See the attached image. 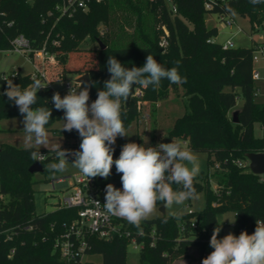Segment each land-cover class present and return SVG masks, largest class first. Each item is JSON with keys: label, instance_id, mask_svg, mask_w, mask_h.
<instances>
[{"label": "trees", "instance_id": "trees-1", "mask_svg": "<svg viewBox=\"0 0 264 264\" xmlns=\"http://www.w3.org/2000/svg\"><path fill=\"white\" fill-rule=\"evenodd\" d=\"M62 1L0 0V50L10 48L11 40L19 34L29 38L36 48L46 45L53 55L45 64L47 80L54 83L66 79L68 73H89L88 102L97 99L98 91L110 79L109 56H115L129 69L142 67L149 54L166 68L176 67L179 62V73L186 77V83L177 85L165 79L155 89L137 85L144 91L140 100L157 102L182 90L190 111L176 119L170 135L187 141L193 151L207 153L208 166L217 165L216 169L221 171L217 176L219 171L204 177L207 183L210 176L217 177L218 186L213 190L207 184L202 211L147 219L141 222L140 229L131 225L133 231L143 230L145 234L140 237L144 246L138 264H173L177 258L188 255L190 248L197 250L198 264H202L214 250L210 238L217 215L225 211L235 214L236 236L242 231L253 234L256 220H264V177L250 171L246 157L247 153L264 152V102L256 101L259 86L253 78L255 47L223 48L221 42L210 41L217 37L218 29L207 26L205 15L230 14L226 11V6H230L257 30L264 26V4L227 0L207 9L206 0H106L93 2L88 10H79L69 17L56 10ZM100 25L106 27L103 33ZM127 26L132 28L131 32ZM163 37L167 39L166 46L160 44ZM87 38L96 43L100 39L105 47L97 44V48L89 50L96 60L94 67L74 69L73 56L84 51L80 45ZM55 40L59 41L58 46L53 45ZM10 79L22 89L36 80L19 72ZM6 89L5 81L0 91V120L23 116L14 101L3 95ZM54 94L53 88L40 89L33 106L52 108L50 122L63 116L62 110L54 107ZM238 100L243 103L234 121L230 111ZM138 101L134 96L128 107L122 102L125 126L138 116ZM256 123L261 125V136L255 135ZM63 132L79 136L76 130ZM0 149V264H80L67 263L54 247L64 225L77 218L78 208L57 207L51 212L37 213L34 186L47 181L35 178V173L29 171L37 161H32L30 151L24 147L2 145ZM46 156L43 173L48 176L52 174L48 163L58 158L55 151ZM99 183L105 189L110 183L122 187L121 180L112 183L101 178ZM198 186L194 179L195 189ZM4 197L8 198L6 202ZM128 245L126 238L92 237L86 255L101 254L102 262L84 264H127Z\"/></svg>", "mask_w": 264, "mask_h": 264}, {"label": "clouds", "instance_id": "clouds-1", "mask_svg": "<svg viewBox=\"0 0 264 264\" xmlns=\"http://www.w3.org/2000/svg\"><path fill=\"white\" fill-rule=\"evenodd\" d=\"M249 2L252 5L264 4V0ZM226 11L233 16L237 14L230 6H226ZM178 63L176 67L166 68L149 54L142 67L129 69L115 56H109L107 69L110 79L104 82L103 90L98 91L97 99L90 105V85L87 84L72 87L63 98L58 92L51 98L55 109L64 111L61 131L76 130L82 140L78 151L70 152L61 144L54 145L59 162L48 165V169L55 175L66 171L67 165L71 164L88 179H107L115 165L116 172L122 174V190L107 184L104 208L107 213L125 219L137 229H140L142 221L157 211L158 204L167 209L198 198L194 179L200 172L199 160L177 140L154 147L126 143L119 158L113 159L115 149L112 146L117 137L129 136L122 119V102L125 103L132 94L133 84L155 89L165 79L177 85L186 83V77L179 73ZM0 79L7 82L3 95L14 101L24 117L25 149L30 151L32 161L43 163L47 156L39 150L41 147L49 150L50 140L45 126L50 123L52 110L47 106H33L37 102L38 91L49 83L36 79L22 89L9 77ZM68 155L75 157L72 163H69ZM228 221L234 224L236 219ZM223 222H217L218 226L210 238V247L214 250L202 260V264H264V220H256V228L251 235L242 231L239 236L229 233L218 238Z\"/></svg>", "mask_w": 264, "mask_h": 264}, {"label": "rangeland", "instance_id": "rangeland-1", "mask_svg": "<svg viewBox=\"0 0 264 264\" xmlns=\"http://www.w3.org/2000/svg\"><path fill=\"white\" fill-rule=\"evenodd\" d=\"M234 18V25L227 26L225 21L221 19V16L217 13H207L205 15V21L208 27H216L218 29V35L215 38L217 42H224L228 38H231L235 44V47H257L264 43V26H259L257 30L252 29V25L247 18H243L239 15H232ZM241 27V29L239 28ZM99 29L101 32L106 30L104 25H100ZM128 31H132V28L127 26ZM81 48L84 49L81 53H77L73 56V64L71 67L74 69L88 70L95 66L96 60L94 54L91 53L90 49L97 48V43L93 42L91 39L87 38L81 42ZM256 54H259L258 60H254V70L260 71V78L255 79L256 85L259 86V89L256 90V101L264 102V55L261 52H258L256 49ZM81 59L85 61L82 62ZM17 69L21 74H28L32 71V66L25 61V59L18 53L13 52H0V77L4 75H9L11 72ZM84 74V73H83ZM83 74L68 73L66 79L59 82H54L52 84L53 88L56 91L63 90V84L66 81L74 82L76 76L80 77ZM4 80L0 79V91L2 90ZM82 83L81 85H85ZM79 84L77 85V88ZM79 91L82 90L78 89ZM89 105L92 102H88ZM243 101L238 100L237 105L230 111V115L233 116L238 110H240ZM124 103H122V106ZM52 110V108H50ZM190 111L188 98L183 95L182 90L178 92H172L170 97L161 99L157 102H149L146 104L143 101V104L139 110L138 116H136L129 125L125 126L127 134L129 136L117 137L116 143L112 146L115 151L113 153V159L119 158V153L117 151L122 150L123 145L130 142H135L140 145L156 146L159 143H170L171 140H177L181 142L182 146L191 151L199 160L200 163V172L199 175L195 178L199 182L196 192L198 193L197 199H189L185 201L182 205H174L172 208H165L163 204L157 205V211L154 212L148 219H153L163 215L162 207L165 208V215H176L184 212H195L198 213L202 211L206 206V194L205 188L207 184L213 190L217 189L218 179L217 175L220 174V170L216 169L217 165L209 167L207 163L208 155L205 152H196L191 150L187 143L181 139L176 138L170 135V130L173 128L176 119L180 116H183ZM53 113V112H52ZM63 116L56 118L46 125V130L49 135V150L47 148L41 147L40 152L47 153L53 150V146L61 144L63 149H67L72 145L81 143L82 138L80 136L74 137L72 135H65L62 128V120L64 118V111L62 110ZM23 116H10L0 120V147L2 145H14L16 147H24V138L25 134L23 132ZM262 129L260 123L255 124V135L261 136ZM145 144V142H147ZM25 148V147H24ZM59 161H51L48 165L53 163H58ZM69 163H72L69 161ZM245 163V162H244ZM249 165V161L247 162ZM47 165V167H48ZM77 170L72 167L71 164L67 165L66 171L63 173H56L55 175L51 174L46 176L42 173H35V178L37 179H46L47 181H41L35 184V210L37 213L51 212L55 210L61 201L62 198L66 197L70 193V182L71 178H67L63 182H56L55 189H53L51 181L52 179H57L61 176H68L72 172ZM219 171V172H217ZM215 174L214 177L210 176L209 183L204 179L207 173ZM120 173L116 172L115 165H113L111 174L108 177L109 182H117L121 180ZM8 200L7 197H4V201ZM225 220V221H224ZM228 220H235V214L232 211H225L217 215V222H223L221 232L218 238H223V236L232 233L235 235V230L232 223ZM218 225H215V228ZM197 250L195 248H190L188 255L181 256L177 258L173 264H198L197 261ZM140 258V249L135 248L132 244L127 246V264H138ZM87 262H102L101 254H88L85 257Z\"/></svg>", "mask_w": 264, "mask_h": 264}, {"label": "built area", "instance_id": "built-area-1", "mask_svg": "<svg viewBox=\"0 0 264 264\" xmlns=\"http://www.w3.org/2000/svg\"><path fill=\"white\" fill-rule=\"evenodd\" d=\"M31 2L32 0H27ZM106 0H63L56 6V10L61 15L73 17L79 10L86 11L93 2H103ZM227 0H206L205 6L210 9L215 4H221ZM171 7L173 12L177 11L176 5L171 1ZM221 19L225 21L227 26L234 25L235 21L232 18V14H221ZM241 29V27H239ZM103 33V32H102ZM210 41L214 42L215 39ZM223 48H234L235 44L231 38H228L224 42H221ZM60 43L58 40L53 42V45L58 46ZM161 46L167 45V39L162 38L160 42ZM261 52L264 55V43L255 47V50ZM254 50L253 60H258L259 54ZM0 52H16L20 54L26 62L32 66V71L28 74L33 79H41L45 83H49L46 88H53L51 82L47 80L45 64L48 59H52L53 55L44 45L41 48L33 46L31 40L23 34H19L11 40L10 48L0 50ZM17 69H14L11 74L4 75L6 77L17 75ZM253 78H260V71H253ZM5 82V80H4ZM77 83L72 81H66L63 84L62 91H56L63 98L69 90L77 88ZM44 88V89H46ZM77 91H79L77 89ZM144 91L142 87H136L134 96L139 98L138 105L141 107L143 101L140 98L143 96ZM70 152L80 150V145L77 143L72 147L67 148ZM46 155V153H42ZM68 161L73 162L75 157L72 155L67 156ZM40 162V161H39ZM242 164V163H240ZM264 177V175H262ZM71 178L70 193L66 197L62 198L57 207L65 208H78L77 218L69 224H65L63 233L58 237L54 247L59 251L60 257L67 263L78 261L80 264L85 263L86 250L89 247V240L92 237H96L103 240H112L114 238H126L129 244H132L135 248L142 249L144 242L140 240L143 237L144 231H133L131 224L125 219L113 216L104 208L106 191L99 181L100 177L88 179L79 170L72 172L68 176H61L57 179H52L51 184L55 189L56 182H63L65 179ZM264 179V178H263ZM122 190V187H117ZM99 202V203H98ZM189 213H193L190 211ZM32 229V226L28 227ZM155 231H152V237H154ZM153 245V242H152Z\"/></svg>", "mask_w": 264, "mask_h": 264}, {"label": "water", "instance_id": "water-1", "mask_svg": "<svg viewBox=\"0 0 264 264\" xmlns=\"http://www.w3.org/2000/svg\"><path fill=\"white\" fill-rule=\"evenodd\" d=\"M97 44L101 48L105 47L100 39L97 40ZM89 82H90L89 73H84L83 75H81L80 77L75 79V83H77V84L89 83ZM135 89H136V85L133 84V86H132V94H130L129 98L125 102L126 107H128V105L130 104V101L134 97ZM238 111L236 113H234V115H233L234 121H237ZM246 157H247V159L249 161V169H250V171L252 173H254V174H257V175H264V152L247 153ZM29 171L31 173H42L44 171L43 163H41L39 161L35 162L29 168ZM100 178H102V177H100ZM162 212H163V215H165L166 212H165V208L164 207H162Z\"/></svg>", "mask_w": 264, "mask_h": 264}, {"label": "crops", "instance_id": "crops-1", "mask_svg": "<svg viewBox=\"0 0 264 264\" xmlns=\"http://www.w3.org/2000/svg\"><path fill=\"white\" fill-rule=\"evenodd\" d=\"M79 77V76H78ZM77 76H76V78H78ZM86 84H88V83H86ZM170 97V96H169ZM145 103L146 104H149V101H145ZM143 104V103H142ZM142 106V105H141ZM141 108V107H140ZM185 141V140H184ZM186 143H187V146H188V142L187 141H185ZM189 147V146H188ZM78 170V169H77ZM76 171V170H75ZM70 175V174H69Z\"/></svg>", "mask_w": 264, "mask_h": 264}]
</instances>
